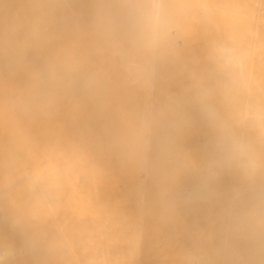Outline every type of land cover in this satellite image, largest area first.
<instances>
[{"label":"clouds","instance_id":"clouds-1","mask_svg":"<svg viewBox=\"0 0 264 264\" xmlns=\"http://www.w3.org/2000/svg\"><path fill=\"white\" fill-rule=\"evenodd\" d=\"M71 3L0 0V83L23 77L12 105L47 114L87 102L108 119L105 147L139 178L138 206L166 231L168 264H264V41L248 48L218 36L199 57L186 54L198 27L242 23L249 6L87 0L83 19ZM197 125L205 137L194 150ZM185 179L197 182L193 191H181ZM213 202L207 226L185 227L187 243L174 246L182 213ZM142 242L143 230L137 249ZM19 255L0 243V264Z\"/></svg>","mask_w":264,"mask_h":264},{"label":"bare ground","instance_id":"bare-ground-1","mask_svg":"<svg viewBox=\"0 0 264 264\" xmlns=\"http://www.w3.org/2000/svg\"><path fill=\"white\" fill-rule=\"evenodd\" d=\"M217 2L248 5L247 18L238 24L221 20L198 27L186 47L192 58L202 54L224 24L222 34L244 47L264 41L261 0ZM87 9V0H72L74 14L86 19ZM28 60L38 63L39 53L31 52ZM4 64L0 57V70ZM22 81L18 74L0 83V243L17 247L16 264H168L166 231L142 216L138 206L139 178L105 147L108 119L87 102L47 114L20 111L11 97ZM204 137L197 125L187 143L198 150ZM196 183L185 179L181 191H193ZM230 183L226 178L218 187L223 190ZM218 211L219 204L213 202L182 213L184 226L171 243H187L185 227H206ZM13 222L21 227H11ZM141 230L143 242L137 249Z\"/></svg>","mask_w":264,"mask_h":264},{"label":"rangeland","instance_id":"rangeland-1","mask_svg":"<svg viewBox=\"0 0 264 264\" xmlns=\"http://www.w3.org/2000/svg\"><path fill=\"white\" fill-rule=\"evenodd\" d=\"M226 27H227L226 24H224V25L216 28V32H215L216 34H215L214 38L218 37V36H225V34H222V32L226 30ZM238 36H240V35H238ZM236 38H238V37H236Z\"/></svg>","mask_w":264,"mask_h":264}]
</instances>
